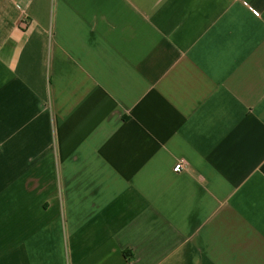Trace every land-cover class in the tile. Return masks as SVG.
I'll list each match as a JSON object with an SVG mask.
<instances>
[{"label":"crops","instance_id":"1","mask_svg":"<svg viewBox=\"0 0 264 264\" xmlns=\"http://www.w3.org/2000/svg\"><path fill=\"white\" fill-rule=\"evenodd\" d=\"M0 264H264V0H0Z\"/></svg>","mask_w":264,"mask_h":264},{"label":"built area","instance_id":"2","mask_svg":"<svg viewBox=\"0 0 264 264\" xmlns=\"http://www.w3.org/2000/svg\"><path fill=\"white\" fill-rule=\"evenodd\" d=\"M22 25H26V21H22V23H21ZM186 169V164H185V162H183V161H179V162H177L176 164H174V166H173V168H172V171L174 172V173H179V172H181V171H183V170H185Z\"/></svg>","mask_w":264,"mask_h":264}]
</instances>
